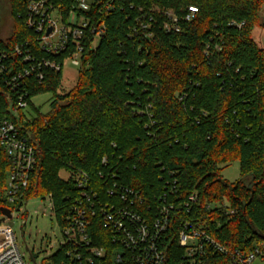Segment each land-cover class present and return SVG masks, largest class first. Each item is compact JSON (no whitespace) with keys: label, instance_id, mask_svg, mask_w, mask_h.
I'll return each instance as SVG.
<instances>
[{"label":"trees","instance_id":"1","mask_svg":"<svg viewBox=\"0 0 264 264\" xmlns=\"http://www.w3.org/2000/svg\"><path fill=\"white\" fill-rule=\"evenodd\" d=\"M30 1L11 0L14 28L0 50L30 41L36 59L62 61L69 52L53 57L34 44L36 34L26 25ZM50 1L64 21L75 11L90 27L71 91H61L63 71L28 80L36 116L16 115V92L0 81V122L13 121L37 151L24 202L49 196L60 222L79 196L78 172L88 175L103 201L118 183L141 191L153 208L168 184L177 183L182 198L200 193L201 208L191 219L208 226L221 245L248 250L263 242L264 48L253 33L264 30V0H94L89 11L75 0ZM189 7L198 12L187 22ZM157 9L179 18V33L164 29L169 19ZM99 28L94 45L98 31L92 30ZM18 60L19 70L29 68ZM46 92L52 99L44 114L32 99ZM235 162L241 178L232 183L222 173ZM10 170L0 147V215L24 206L7 201ZM94 223L95 243L111 248L108 231ZM68 251L61 246L42 264H70ZM170 251L173 262L182 260L175 246ZM209 259L227 262L213 253Z\"/></svg>","mask_w":264,"mask_h":264},{"label":"built area","instance_id":"2","mask_svg":"<svg viewBox=\"0 0 264 264\" xmlns=\"http://www.w3.org/2000/svg\"><path fill=\"white\" fill-rule=\"evenodd\" d=\"M75 1L83 11H89L94 2L91 0L88 4L86 0ZM157 10L169 19L164 29L179 33V18L171 11ZM188 11L184 17L187 22L193 20L198 10L189 7ZM26 25L36 34L34 44L37 43L41 52L53 57L67 52L69 54L62 61L36 59L30 41L15 45L11 51L0 50V81L16 92V115L19 110L29 108V79L31 82H42L48 72L63 71L67 60L78 70L82 67V45L90 22L78 16L75 11H71L69 19L64 21L58 6L50 0H32L28 4ZM50 29L52 32L48 34ZM92 31L94 34L98 31L95 45L102 30L99 28ZM220 50L217 48V51ZM19 58L29 68L19 70L16 64ZM0 147L11 160L7 201L10 205L20 202L24 205L23 196L37 166V151L21 135L17 125L7 119L0 122ZM102 163L106 165L107 158H103ZM74 180L79 196L58 222L63 233V241L58 250L61 246L69 248L66 255L70 264H213L209 259L212 253L226 258L225 264H253L258 258L264 259V241L254 244L248 250H232L217 242L209 233L208 226L191 219L196 210L201 208V195L198 191L182 198L179 185L168 184L153 208L141 191L130 187L113 183L105 192L109 201H103L100 194L91 188L86 173L78 172ZM210 209L211 205H207V210ZM52 211L55 217L53 203ZM1 219L2 215L0 264H28L15 232L8 224L10 220L1 222ZM95 221L108 231L107 239L111 248L95 243ZM172 246L182 252V260L173 262L170 253Z\"/></svg>","mask_w":264,"mask_h":264},{"label":"rangeland","instance_id":"3","mask_svg":"<svg viewBox=\"0 0 264 264\" xmlns=\"http://www.w3.org/2000/svg\"><path fill=\"white\" fill-rule=\"evenodd\" d=\"M89 4L91 0H86ZM261 23H264V9L260 15ZM14 21L11 16V0H0V40H7L13 32ZM254 40L259 46L264 48V30L256 28L253 33ZM78 76V68L67 60L63 68L62 92L71 91ZM52 94L40 93L32 99L34 107L41 113L50 111ZM25 114L32 118L36 116L34 110L29 107ZM223 177L229 182H235L241 178L240 166L238 162L232 163L224 169ZM61 177L68 179V174L64 171ZM10 183V178H8ZM16 234L21 252L25 255L28 264H42L44 259L51 257L59 248L63 241L61 226L53 216L51 198H32L24 204L20 211L13 213V218L9 221ZM34 254L38 256L36 261L31 260ZM253 264H264V259L258 258Z\"/></svg>","mask_w":264,"mask_h":264},{"label":"water","instance_id":"4","mask_svg":"<svg viewBox=\"0 0 264 264\" xmlns=\"http://www.w3.org/2000/svg\"><path fill=\"white\" fill-rule=\"evenodd\" d=\"M51 32H52V29H50V30L48 31V34H50ZM1 215H2L1 222L6 221V219L11 220V219L13 218L12 210L7 209V208H3V209L1 210Z\"/></svg>","mask_w":264,"mask_h":264}]
</instances>
